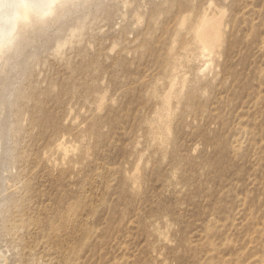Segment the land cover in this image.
I'll return each instance as SVG.
<instances>
[{"label":"rangeland","instance_id":"1","mask_svg":"<svg viewBox=\"0 0 264 264\" xmlns=\"http://www.w3.org/2000/svg\"><path fill=\"white\" fill-rule=\"evenodd\" d=\"M80 7L0 79V264H264V0Z\"/></svg>","mask_w":264,"mask_h":264},{"label":"bare ground","instance_id":"2","mask_svg":"<svg viewBox=\"0 0 264 264\" xmlns=\"http://www.w3.org/2000/svg\"><path fill=\"white\" fill-rule=\"evenodd\" d=\"M84 1L85 0H0V79L2 78V76L9 74V72L12 69L11 61L17 57L18 51L20 49H22L24 44L31 43L32 41H34V39L36 37H38L37 35L44 33V36H45L46 35L45 32L49 31L48 28L50 29L51 26L53 27V24L57 23L62 18V16L66 15L67 11H69V9L71 7L77 9L78 7L82 6ZM94 5H95V2H94ZM78 10H80V9H78ZM78 13H79V11H78ZM71 18L73 19V17H71ZM75 18H77V17H75ZM65 19H64V21H66ZM78 19H79V14H78ZM52 27H51V29H55L57 26L55 28H52ZM39 39H35V40H39ZM34 43H35V41H34ZM35 44H37V43H35ZM38 44H40V43L38 42ZM26 47H27V45H26ZM32 48H33V45H32ZM23 49H24V47H23ZM33 50H35V49H33ZM24 52H27V51H24ZM21 53H23V52H21ZM27 53H25V54H27ZM33 55H34V53L32 54V56ZM25 57H27V56H25ZM28 57H29V55H28ZM22 60H24V59L22 58ZM25 62H24V64H25ZM19 63L22 64V62H19ZM17 65L15 63V66H17ZM13 66H14V64H13ZM21 66H24V65H21ZM14 69H15V67H14ZM20 69H18V70H20ZM15 72L13 74H15ZM4 80H0V81L5 82ZM7 82H8V80H7ZM3 86L0 88V102H3L2 104H5L6 100L3 99L5 102L1 101L2 100L1 98H2L3 93L5 91V88ZM13 91H15V90H13ZM1 109H2V107H1ZM0 112H1V110H0ZM0 139H1V137H0ZM0 146H2V145H0Z\"/></svg>","mask_w":264,"mask_h":264},{"label":"water","instance_id":"3","mask_svg":"<svg viewBox=\"0 0 264 264\" xmlns=\"http://www.w3.org/2000/svg\"><path fill=\"white\" fill-rule=\"evenodd\" d=\"M11 29V28H10Z\"/></svg>","mask_w":264,"mask_h":264}]
</instances>
